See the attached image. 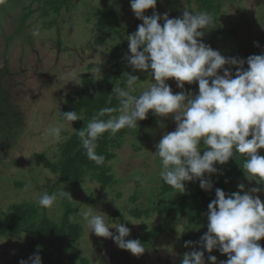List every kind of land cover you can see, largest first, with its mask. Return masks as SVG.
Returning a JSON list of instances; mask_svg holds the SVG:
<instances>
[{"label":"rangeland","instance_id":"1","mask_svg":"<svg viewBox=\"0 0 264 264\" xmlns=\"http://www.w3.org/2000/svg\"><path fill=\"white\" fill-rule=\"evenodd\" d=\"M92 5L94 10L91 9ZM105 5L120 7L117 9L128 13L124 33V38L128 41L127 37L134 34L143 23L131 8V0H68L63 2L59 10L48 6L46 0H0V131L7 122L13 124V129H9L13 137L7 136L6 140L10 143L4 142L10 146L9 161L13 160L17 164L11 168L0 167L6 176L0 178V213L5 212L12 202L27 201L37 204L41 211H46L53 218L62 215L61 198L51 208L39 205V199L45 192L49 194L63 190V185L56 184L58 176L46 166L34 168L31 161L37 152L52 149V156L55 146L63 138V133L72 131L73 124L69 125L61 115L65 94L77 91L83 75L98 70L91 67L102 64L108 58L104 47L91 44L93 32L91 22H88V13ZM194 5L196 6L195 0H157L155 9L146 10L145 15L159 13L161 17L167 14L169 18H182L184 11ZM223 8L226 18L219 24L230 25L231 32L233 29L234 34L237 32L232 36L237 38H232L230 34H225L224 38L217 32L215 25H212L209 29H203L205 35L202 42L226 58L246 61L250 55L264 54V0L230 1ZM44 10L46 14L43 13ZM53 17L58 23L51 30L45 21ZM160 23L163 26L164 20L161 19ZM34 32L39 34L33 35ZM129 55L131 53L127 48L125 56ZM229 66L225 65L227 68ZM237 70L235 66L233 73ZM220 74L223 75V70H220ZM133 75L139 80L143 78L136 86L139 95L152 83L151 70H135ZM166 83L174 94H199L198 82H185L183 89L177 86L174 78L168 79ZM150 114L155 115L151 110ZM56 126L61 127L59 140L45 134L48 128ZM176 127L174 114L167 117L155 115L153 134L142 142L140 150L133 146L134 135L127 136L121 144L122 147L117 148V158L112 163L118 176L125 178L116 190L110 189L106 192L100 183L91 179L75 190L79 211L81 208H93V211L96 209L104 215L105 222L110 226L124 224L130 229V235L126 238L128 240L156 227L166 229L147 244H143L146 250L137 256L119 248L113 239L91 233V229L84 224L85 234L80 247L95 264H182L184 254L194 250L204 252L205 264H211L208 259L210 255L217 257V264L226 261L221 259L224 256L218 249L208 253L202 246L201 238L208 231V220L194 223L187 215L170 218L168 215L159 214H153V217H135L131 214V209L147 203L146 196L135 203L129 199L137 190L136 177L139 171L147 175V179L154 180L149 183L154 189L160 184V179H155L154 174L162 166L160 158L155 155L156 145L164 135L175 131ZM4 130L0 132V139H5L8 134ZM5 146L7 145L0 144V151ZM258 154L264 156L263 152ZM237 156L236 154L230 158V162L241 164L236 178H233L232 187L238 189L234 192L243 195L244 191L260 188L261 191L253 195L259 196L263 202L264 184L247 178L242 168L244 160L237 159ZM223 171L224 169L221 172ZM240 184L245 186L244 191L238 187ZM93 194L96 200L89 204L87 199ZM109 230L118 235L116 228L110 227ZM186 241L193 243L186 247ZM27 252L29 251L24 239L0 236V264H4V258H9L12 254Z\"/></svg>","mask_w":264,"mask_h":264},{"label":"clouds","instance_id":"2","mask_svg":"<svg viewBox=\"0 0 264 264\" xmlns=\"http://www.w3.org/2000/svg\"><path fill=\"white\" fill-rule=\"evenodd\" d=\"M156 4L157 0H131V8L143 23L127 37L129 65L134 70H151L152 83L135 95L140 80L127 73L126 87L115 86L113 94L119 107L101 108L77 132L87 158L102 165L105 157L96 152L98 138L105 132L115 135L122 129L136 128L151 110L161 117L174 114L177 127L159 141L155 155L161 161L162 180L178 189V193L185 191V181L194 179L200 180L203 190L210 191L213 185L204 179L205 173H216V163L224 164L236 154L244 157L242 168L247 178L264 182V156L258 154L264 149V54L249 56L246 61L226 58L202 42L205 32L201 30L214 24L209 13L185 10L182 18H169L167 14L161 17L159 13L146 16L145 11L155 9ZM225 65L237 67L234 76ZM171 78L181 89L185 82H198L199 94H174L166 83ZM62 115L69 125L82 120L76 111ZM45 134L59 140L61 127H50ZM201 148L206 149L202 155ZM238 187L244 191L243 184ZM260 191L253 188L241 195L215 190L216 198L208 205V231L201 239L208 253L218 249L227 255L222 264H264V247L257 243L264 238V202L253 195ZM64 197L73 199L65 190L51 195L45 192L39 205L51 208L58 198ZM78 216L91 233L113 239L119 248L133 255L145 252L141 241L126 239L129 228L122 223L110 226L98 210L81 208ZM110 227L116 228L118 235L110 232ZM192 243L186 241L185 246ZM30 259L31 264H42L39 255ZM208 259L211 264H217L216 256L210 255ZM20 264L28 262L22 260ZM182 264H205L204 252L185 253Z\"/></svg>","mask_w":264,"mask_h":264},{"label":"trees","instance_id":"3","mask_svg":"<svg viewBox=\"0 0 264 264\" xmlns=\"http://www.w3.org/2000/svg\"><path fill=\"white\" fill-rule=\"evenodd\" d=\"M173 1L178 2V0ZM230 1L235 2L238 0H195L196 6H189L188 11L209 13L214 18L213 25L217 28V32L225 38V34L232 36L235 32L234 29L231 32L230 25L223 26V24H219L221 20L226 18L223 7L225 3ZM52 2L46 0L48 6L50 5L55 10H59L63 2H68V0ZM92 6L91 9L94 10V5ZM117 8L120 7L105 5L88 13L89 19H87L89 23L91 22L93 32L91 44L104 47L108 58L102 64L91 67V69L98 70L86 72L83 75L81 85L77 91L65 94L61 115L62 112L76 111L82 117V120L74 121L72 131L63 133V138L55 146L52 156L50 155L52 149L47 152H37L34 154V160L31 161L34 168L43 165L55 173L58 176L56 184L63 185V190L69 192L73 199L61 198L62 215L59 218L49 216L46 211H41L37 204L31 202L16 201L10 203L6 207L7 210L0 213V236L24 239L29 252L12 254L9 258H4V264H20L22 260L31 264L30 258L35 255L41 257L42 264H95L80 247V242L85 234V227L84 222L78 216L79 206L76 203L75 190L83 186L88 179L100 183L106 192H109L110 189L116 190V187L122 183L121 181L125 180V178L118 176L112 165L117 158V148L122 147L121 144L125 142L129 134H133V146L140 150L142 142L149 139V135L153 134L155 115H151L150 111L147 118L139 121L134 129H122L115 135L105 132L96 141L97 154H102L105 157L104 163L99 166L87 158L77 135V132L83 129L101 108L119 107V101L113 94L114 88L115 86L126 87L127 73L133 75L135 72L125 56V50L129 48V43L124 38L125 20L128 13ZM44 12L46 14L45 10ZM262 19H264V16ZM47 20L45 23H47L48 28L52 30L57 27L58 21L55 17ZM232 38L236 39L237 37L232 36ZM247 67L248 65L244 64V68L247 69ZM228 68L233 72L235 66H229ZM140 80H143V78L141 77ZM138 93L136 90L134 94L137 95ZM6 115H8V112ZM113 115H118V113H113ZM3 129L8 134L5 139H0V144L7 145L5 149L2 147L3 150L0 151V167L9 166L11 168L17 164H14L13 160L12 162L9 161L10 146L4 141L9 142L6 139H8L7 136L9 138L12 136L9 129H13V124L7 122ZM202 147L204 146L202 145ZM205 150V148H201V155ZM259 152L264 154V149H260ZM237 155V159L244 160L243 156ZM215 167L218 170L216 173H205L204 175V179L210 181L213 185L210 191L203 190L200 187V180L194 179L191 182H184L185 191L183 193H178V189L170 187L162 180L159 174L161 169L154 172L155 179H160V184L155 189L149 184L154 180L147 179L148 176L146 175V177L144 173L139 171L137 177L140 179L138 180L136 177L137 190L129 199L135 203L146 196L147 203L139 202L141 203L140 206L131 209V214L135 217H153V214H159L168 215L170 218L187 215L189 220L194 223L207 221L208 205L216 198L215 190L219 188L227 194L236 191L237 188L232 187V183L241 164L229 160L224 164L216 163ZM223 169L224 171L221 172ZM218 172L221 173L217 174ZM4 173L5 171L0 170V178L5 176ZM261 183L264 184V182ZM53 193H49V195ZM95 200L94 194L87 199L89 204L94 203ZM165 230L164 227H156L129 240H139L142 244H147ZM257 243L264 247V238ZM218 252L221 253L219 250ZM222 256H224V258H221L222 260L228 259L226 254H222Z\"/></svg>","mask_w":264,"mask_h":264}]
</instances>
